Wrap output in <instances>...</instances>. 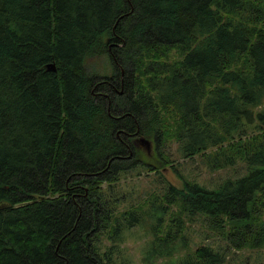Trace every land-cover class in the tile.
<instances>
[{
  "label": "trees",
  "instance_id": "obj_1",
  "mask_svg": "<svg viewBox=\"0 0 264 264\" xmlns=\"http://www.w3.org/2000/svg\"><path fill=\"white\" fill-rule=\"evenodd\" d=\"M142 137L245 173L167 185ZM138 166L165 185L125 207ZM195 214L224 244L173 264L264 249V0H0V264H134L122 244L145 218L155 264Z\"/></svg>",
  "mask_w": 264,
  "mask_h": 264
},
{
  "label": "rangeland",
  "instance_id": "obj_2",
  "mask_svg": "<svg viewBox=\"0 0 264 264\" xmlns=\"http://www.w3.org/2000/svg\"><path fill=\"white\" fill-rule=\"evenodd\" d=\"M177 49H172L169 60L178 58L179 55L176 52ZM111 66L108 63H102L94 59V65L92 71L105 72L109 70ZM150 145L144 147L145 143L141 144L145 159L143 162H149L154 165L156 163L155 156L158 153H162L163 162L160 164V170L163 172V178L165 184H173L182 188L185 180L198 182L209 188H214L222 180L237 176L238 174L245 173L242 167L238 166L234 171L233 167H225L223 169H213L208 163L207 159L211 153V150L206 152L207 156L201 154L195 155L190 158H185L179 151V146L176 141H171L159 150L153 140ZM160 151V152H159ZM154 157V158H152ZM167 160V162L165 161ZM164 183L157 180L154 172L147 171L146 168L139 167L128 175L122 177L119 183V189L128 194L127 202L124 206L137 205L139 202H145L150 194L160 193L163 189ZM128 191V192H127ZM176 207L173 206L171 210H168L164 216L163 230L160 234L164 235L173 226V222L170 220L173 217V213L176 211ZM182 221L185 222V226L180 232L183 236L176 244L179 246V251L172 256L156 257L159 258L155 264H173L178 261L180 257L184 256L187 251L195 250V248L201 244L222 245L224 240L221 235L213 230L205 218L200 214L194 216H182ZM152 222L150 218H145L143 224H140L126 233V241L122 244L124 248V256L129 257L134 264H149L146 259V251L151 247L150 242L153 236L150 232V226ZM174 229V228H173ZM228 264H264V249L256 250H237L234 249L229 256Z\"/></svg>",
  "mask_w": 264,
  "mask_h": 264
},
{
  "label": "water",
  "instance_id": "obj_3",
  "mask_svg": "<svg viewBox=\"0 0 264 264\" xmlns=\"http://www.w3.org/2000/svg\"><path fill=\"white\" fill-rule=\"evenodd\" d=\"M47 68L48 69H52V70H57L56 69V64L54 63V62H51V63H49L48 65H47ZM140 141L142 142V143H145V144H147V145H150L151 144V141L150 140H148V139H146V138H140Z\"/></svg>",
  "mask_w": 264,
  "mask_h": 264
},
{
  "label": "flooded vegetation",
  "instance_id": "obj_4",
  "mask_svg": "<svg viewBox=\"0 0 264 264\" xmlns=\"http://www.w3.org/2000/svg\"><path fill=\"white\" fill-rule=\"evenodd\" d=\"M141 144H142V142H141ZM141 144H140V147H141ZM146 146V144H144V147Z\"/></svg>",
  "mask_w": 264,
  "mask_h": 264
}]
</instances>
